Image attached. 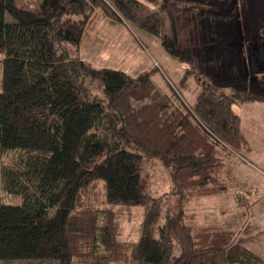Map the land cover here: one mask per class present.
<instances>
[{"label":"trees","instance_id":"trees-1","mask_svg":"<svg viewBox=\"0 0 264 264\" xmlns=\"http://www.w3.org/2000/svg\"><path fill=\"white\" fill-rule=\"evenodd\" d=\"M97 9L161 38L185 64L180 85L197 84L191 106L154 69L97 66L64 46H80ZM0 63V185L23 197L0 196V259L264 264L234 224L184 208L155 237L159 197L142 187L144 160L157 157L182 203L232 186L240 207L257 201L229 170L254 152L235 105L264 102V0H0ZM87 77L102 79L104 96ZM133 206L146 209L135 242L122 221Z\"/></svg>","mask_w":264,"mask_h":264},{"label":"rangeland","instance_id":"rangeland-1","mask_svg":"<svg viewBox=\"0 0 264 264\" xmlns=\"http://www.w3.org/2000/svg\"><path fill=\"white\" fill-rule=\"evenodd\" d=\"M80 16H75L79 18ZM10 18V17H9ZM73 55L80 54L97 66H109L135 74L142 70H153L161 83H169L188 106L193 104L197 84L192 79L187 87L180 85L185 64L170 55L161 38L138 26L116 22L104 16L100 9L92 15L80 46L65 42ZM0 63V90L2 78ZM92 95L104 96V85L100 77H87ZM243 118V128L254 146V152L247 157L235 156L229 176H235L243 185L242 194L246 200L256 201L251 207H240L237 203L236 186L221 194L194 196L181 202L174 191L173 168L160 158L145 159L142 166V187L145 192L159 197V214L152 227L153 235L159 236V224L164 222L167 212L176 215L184 208L190 218L200 223L234 224L239 238L264 258V102H248L235 105ZM101 155L98 160L103 159ZM252 185L255 191L248 190ZM1 199L10 204H20L21 194H14L0 185ZM261 197V198H260ZM227 210L229 212H227ZM243 210L246 211L243 214ZM146 209L143 206L128 207L122 212L124 237L137 241L140 225ZM179 251H177L178 253ZM0 264H59L57 259H0Z\"/></svg>","mask_w":264,"mask_h":264},{"label":"crops","instance_id":"crops-1","mask_svg":"<svg viewBox=\"0 0 264 264\" xmlns=\"http://www.w3.org/2000/svg\"><path fill=\"white\" fill-rule=\"evenodd\" d=\"M242 184H243V183H242ZM242 184H241V186H240L241 188H243V185H242ZM247 189H248V190H251L252 192L255 191V188H254L252 185H249ZM260 198H261V197H260ZM255 200L258 201V200H260V199H255ZM242 212H243V214L246 213L245 210H243Z\"/></svg>","mask_w":264,"mask_h":264}]
</instances>
